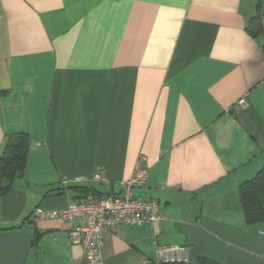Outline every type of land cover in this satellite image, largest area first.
<instances>
[{"label":"crops","instance_id":"obj_1","mask_svg":"<svg viewBox=\"0 0 264 264\" xmlns=\"http://www.w3.org/2000/svg\"><path fill=\"white\" fill-rule=\"evenodd\" d=\"M263 47L264 0H0V152L11 132L29 138L0 227L39 233L22 264H88L76 222L33 212L121 194L139 159L133 194L163 219L105 230L98 264L157 261L161 246L187 264H264V224L238 202L264 164Z\"/></svg>","mask_w":264,"mask_h":264},{"label":"built area","instance_id":"obj_2","mask_svg":"<svg viewBox=\"0 0 264 264\" xmlns=\"http://www.w3.org/2000/svg\"><path fill=\"white\" fill-rule=\"evenodd\" d=\"M147 179L148 171L139 159L131 178L121 184V194L100 199L88 195L83 201L70 202L55 210L37 207L33 212V219L76 222L69 231L71 244L82 249L88 264H98L102 260L105 230L120 225L153 224L163 219L157 201L133 194V188L144 185ZM91 180L103 181V178L95 173ZM155 252L164 261H187L189 257V252L179 247L161 246Z\"/></svg>","mask_w":264,"mask_h":264},{"label":"trees","instance_id":"obj_3","mask_svg":"<svg viewBox=\"0 0 264 264\" xmlns=\"http://www.w3.org/2000/svg\"><path fill=\"white\" fill-rule=\"evenodd\" d=\"M247 30L252 36L261 33V16L259 14L249 20ZM28 148L29 138L26 131H15L6 135L5 144L0 152V197L12 187L17 178L22 177ZM238 202L246 225L264 224V164L253 177L238 185ZM22 227L23 225L0 227V232L21 229ZM33 232L31 245L39 237L36 230L33 229ZM190 260L191 257L189 256L187 261H164L159 259L146 264H187ZM199 261L204 264H216L202 258Z\"/></svg>","mask_w":264,"mask_h":264},{"label":"water","instance_id":"obj_4","mask_svg":"<svg viewBox=\"0 0 264 264\" xmlns=\"http://www.w3.org/2000/svg\"><path fill=\"white\" fill-rule=\"evenodd\" d=\"M32 237L29 229L0 232V264H22Z\"/></svg>","mask_w":264,"mask_h":264}]
</instances>
